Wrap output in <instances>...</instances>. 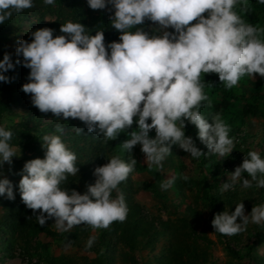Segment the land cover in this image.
<instances>
[{
	"label": "clouds",
	"instance_id": "clouds-1",
	"mask_svg": "<svg viewBox=\"0 0 264 264\" xmlns=\"http://www.w3.org/2000/svg\"><path fill=\"white\" fill-rule=\"evenodd\" d=\"M54 2L44 0L46 5ZM259 2L264 4V0ZM238 3L243 5L241 11L248 10L246 0H87L92 10L111 14V25L120 33L119 42L106 45L103 31L90 35L85 25L71 20L61 24L64 35L53 38L54 29L41 28L29 33L31 43L18 41L15 64L30 69L29 82L21 90L30 94L31 103L41 113L63 120L79 119L89 133L105 140H115L126 130L130 136L121 144L130 154V162L114 156L97 166L95 183L89 184L84 194L61 188L68 174L79 172L76 155L59 135L43 136L45 157L27 161L19 181L21 199L33 210L39 225L54 220L58 231H68L78 225L107 229L114 221H125V198L122 193L112 198V193L135 169L137 160L131 155L135 146H141L149 167L155 165L160 170L173 145L193 158L206 155L185 135V121L198 129L207 154L225 157L232 153L234 140L229 138L230 127L221 115H212L210 123L199 110L201 102L208 100L200 77L202 73H217L227 89L244 75L264 78V41L257 36L264 28L245 23L234 11ZM32 7L33 0H0V24L13 13ZM146 20L159 26L154 29L159 34L150 35L137 27ZM134 27L136 30L130 31ZM170 28L174 31H168ZM15 64L11 54L5 53L0 60V82L14 80L5 73L14 70ZM134 117L138 118V128L129 132ZM153 129L156 136L150 138ZM75 131L79 135L84 129L76 127ZM56 132L63 133L64 127L57 124ZM12 136L0 126V168L5 163L11 165L17 157L9 143ZM245 172L251 180L244 178ZM180 178L188 179L185 175ZM252 181L264 188V159L256 151L245 155L221 192L237 184L250 188ZM173 182L174 178L161 182V190ZM13 189L9 179H0V196L15 200ZM262 222L264 204L254 205L246 215L244 203L237 204L235 211L216 213L211 221L215 232L226 236L244 231L249 223ZM95 240L91 236L86 247L91 248Z\"/></svg>",
	"mask_w": 264,
	"mask_h": 264
},
{
	"label": "trees",
	"instance_id": "trees-1",
	"mask_svg": "<svg viewBox=\"0 0 264 264\" xmlns=\"http://www.w3.org/2000/svg\"><path fill=\"white\" fill-rule=\"evenodd\" d=\"M253 1L247 2V11H241L243 6L241 3L235 6L234 11L241 16L245 23L258 29L263 28L264 4L260 3L259 0ZM33 4L34 7L19 14L13 13L10 19L0 24V60L3 59L5 53H10L15 64L18 57H13L11 50L7 48V43L18 37L24 23L31 17L36 18V30L41 28L54 29L53 38L64 35L60 32L61 24L71 20L74 23L85 25L86 31L90 35H95L97 31H103L106 45L113 41L119 42L120 33L111 25V14L107 10H92L89 8L87 0H55L54 5H46L44 0H33ZM204 15L207 17V13ZM47 16L54 19L47 21ZM148 22L146 20L143 25L137 27L144 29ZM196 22L193 21L192 23ZM135 30V27L130 29L133 32ZM169 31H174V29ZM257 36L262 37L264 33L258 32ZM26 73H30V69L23 67L22 64H15L14 70L5 73L9 77H14V80L11 83L0 82V126L4 120L8 121L9 124L4 128L13 133L9 143L25 154L22 160H13V163L4 170L5 177L13 183L15 200L0 196V260L14 257L16 243L19 240L21 242V245L18 246L19 255L29 258L31 263L35 252L44 248L40 236L63 239L72 246L79 247L83 245L82 238L84 239L85 229L88 228L86 225H78L73 226L68 231L58 232L51 229V223L54 220H48L44 226H41L36 217L33 216V210L28 209L21 199L19 181L22 179V169L27 161L45 157V150L42 147L43 136L48 134L59 135L66 148L76 155L75 165L79 168V172L75 176L68 174L67 180L62 182L61 188L69 191L75 189L84 194L87 191V186L95 183L96 177L93 172L97 166L105 165L114 156H119L128 163V152L122 149L121 144L129 135L126 130L120 133L115 140H105L102 135L89 133L79 119L68 118V120H63L56 118L52 113H41L31 103L30 94L21 90L22 87L18 78L23 74L26 75ZM252 76L244 75L240 79L249 82L252 81ZM254 76H257L259 80L252 84L248 83L251 88L248 85L241 88L238 82L231 89L224 86L217 73H202L200 77V82L204 86V94L208 97V100L201 102L199 108L202 116L211 123V116L219 113L230 127L229 138H233V140L235 138V141H239V121L249 117L264 119V89L260 86V82L264 78H261L259 74ZM252 85L255 87V91H250ZM19 106L25 107L26 114L19 116L18 121L15 122L13 116L16 115L15 109ZM136 119L138 118L134 117V123L132 128L128 130L129 132L138 128ZM148 122L151 123V119ZM185 123V134L190 135L195 142L200 144L198 148L204 152L205 146L198 138V129L188 121ZM57 124L64 127V133L56 132ZM76 127L83 128L84 132L78 135L75 131ZM241 139L240 143L234 142L235 152L233 154L239 152L243 146L245 137L242 135ZM249 151L252 150L246 148L244 154ZM185 154L181 152V155L186 157ZM199 165V177L188 178L186 181L180 178L173 182L172 190L182 197L185 196L186 190L194 194L195 200H201L206 204L212 221L216 213L223 212L222 197L225 198L226 203H231L236 192L230 191L229 194H221L220 184L223 176H220L218 172L219 161H215L213 158L205 159L204 156H201L199 157ZM131 173L112 193V198L123 194L128 209L126 220L123 222L114 221L107 229H98L99 234L91 248H87L84 244V249L94 254V258L91 260L86 259L87 264H111L114 249L118 245L129 250L141 249L144 245H152L153 248L154 244L160 240H164L165 243V247L162 249L164 262L160 264H195L194 262L199 259L201 264H212L205 252L198 254V244L194 245L188 241V237L191 238V235L195 234L193 229V231L187 232L188 227L191 226L190 221H192L193 228L199 222L197 209L191 205L185 207V215L181 218L180 226L169 220L164 221L161 218L145 216L141 206L134 199L135 184L131 178ZM179 173L182 175L181 171ZM29 217L31 218L29 219ZM146 229L152 233L146 241L148 243H144L141 239V232ZM215 234L218 241L223 245L226 254L235 263L246 261L248 264H264V256H258L256 253L258 245L264 241L263 224L255 228L253 233L247 232L246 239L249 243L244 246L239 244L243 233L233 236H226L218 232ZM200 239L206 244L210 243L205 237L201 236ZM37 255L39 256L38 253Z\"/></svg>",
	"mask_w": 264,
	"mask_h": 264
},
{
	"label": "rangeland",
	"instance_id": "rangeland-1",
	"mask_svg": "<svg viewBox=\"0 0 264 264\" xmlns=\"http://www.w3.org/2000/svg\"><path fill=\"white\" fill-rule=\"evenodd\" d=\"M248 1L250 2V0ZM256 1L257 0H254L253 2ZM53 19L54 18L50 16L46 17L47 21ZM158 27L159 26L157 24L149 21L145 25L144 30L150 35H157L159 33L155 32L154 29ZM36 29V18L31 17L24 23V26L18 37L15 40H11L7 43V48L11 50L13 57L16 56L18 41L28 40L29 42H31L32 38L30 37L29 33L31 31H35ZM170 29H168V31ZM258 38L264 41V36ZM19 59L22 60L23 58L19 57ZM28 75L29 73H26V75L23 74V76H19L18 81L20 82L21 87L25 83L29 82L27 79ZM251 80L252 81L248 82L245 79H240L239 87L243 88L248 85V87L251 88V85H249L248 83L252 84L253 82H257L259 78L257 76H252ZM260 86L264 89V79L260 82ZM252 90L255 91V87H253V85L250 91ZM15 114L16 115L13 117L15 122H17L19 116L26 114L25 107H17L15 109ZM7 124H9L8 121L4 120L1 126L4 127ZM239 124V141H235L234 138V142L240 143L242 141L241 136L243 135L245 137L243 146L240 148L239 152L233 154L235 152L233 149L232 153L229 156L225 157L207 154L209 150L203 144L205 146L204 153L206 155H203L205 159L213 158L215 161L220 162L218 172L220 176H223L220 188H222L223 183L228 182V177H230L231 172H234L235 168L242 164L245 155H247L246 153L244 154L246 148L251 149L252 151H256L261 156V158L264 159V119L249 117L239 121ZM177 126H179V122H177ZM149 136L150 138H155L156 132L154 129L149 133ZM127 139H130V136H128L126 140ZM195 143L197 147L200 145L197 142ZM15 151L17 157H13V160H22L25 155L24 152H22L17 147H15ZM181 152H183V154L186 153V157L182 156ZM131 155H133V157L137 160L135 169L131 173V178L133 179L135 184L134 199L141 206L142 213L149 218H161L164 221L169 220L172 223H176L180 226L182 220L181 218H183L185 215V207H187L188 205L195 207L198 211L197 216L199 217H197V219L199 218V222L195 226V228H193L192 221H190L191 226L189 225L190 228L188 227L187 232L194 230L193 232L195 234H192L191 238L188 237L189 243H192L194 245L198 244V254H202V252H205L208 255L207 258H209L212 264H237L226 254L223 249V245L218 241L211 223V215L206 207V204L203 201L195 200L194 194H191L188 190L184 192V197L179 196L176 192H174V190H172L173 183L167 190H161L160 188V183L167 179L174 178V182L180 179L181 174L179 173V171H181L182 175H185L188 178L199 177V158H193L189 153L182 150L178 145H173L171 154L162 161L163 170H160L155 165L149 167V164L145 160L144 154L141 152L140 145L134 147ZM129 156L130 154L128 153V162H130ZM182 163L183 169L181 170ZM7 166L8 164L5 163L3 167L0 168V172L3 173V175L0 176V179L6 178L4 170ZM243 176L244 178L251 180V177L248 176L246 172L243 173ZM230 191L236 192V196L234 199H232L231 203H226L225 198L222 197L223 211H235V207L237 204L244 203L245 214L247 215L251 213L254 205L264 204V188H258L255 181H252V187L250 188H244L241 186V184H237L234 188L221 192V194L226 195L229 194ZM238 222H240L239 218ZM54 223L55 221L51 223V229L54 231H58ZM262 224L264 226V222L259 225L249 223L246 229L240 232L243 233L241 241L239 242L240 246L248 245L249 241L246 239L247 232L249 231L250 234L253 233L255 228L259 227ZM141 233L142 241L144 243H148L146 241L148 240V237L152 235V233H150L148 229L143 230V232ZM98 234V229H92L91 226H88V228L85 229V235L83 236L84 239L82 238L83 245L79 247H74L68 241L63 239H53L42 235L40 236V240L45 249H38L35 252L34 256H32L31 263L29 262V258H24L19 255L18 246L21 245V242L17 240L14 257H9L7 259H4L3 261L0 260V264H87L86 259L91 260L92 258H94V254L90 251H86L84 249V244L86 246L88 239L91 236L96 237ZM201 236L205 237L210 243L206 244L205 242H203L200 239ZM163 247H165L164 240L156 242L153 248L152 245H144V247H142L141 249L136 248L135 250H129L127 248H123L121 245H118L114 249L111 264H160L161 262H164L162 252ZM37 253L39 254V256L37 255ZM256 253L258 256H264V241H262L261 244L258 245ZM194 263L201 264V260L199 259ZM238 264L248 263L246 261H242Z\"/></svg>",
	"mask_w": 264,
	"mask_h": 264
}]
</instances>
